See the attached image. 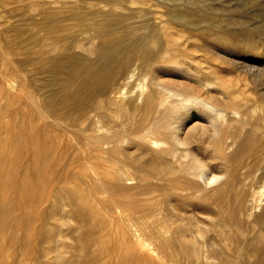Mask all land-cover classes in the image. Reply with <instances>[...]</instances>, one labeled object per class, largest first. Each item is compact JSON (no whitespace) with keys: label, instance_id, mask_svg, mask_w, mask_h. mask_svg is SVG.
Segmentation results:
<instances>
[{"label":"bare ground","instance_id":"1","mask_svg":"<svg viewBox=\"0 0 264 264\" xmlns=\"http://www.w3.org/2000/svg\"><path fill=\"white\" fill-rule=\"evenodd\" d=\"M39 1L31 4L44 18L27 33L18 30L15 41L41 53L35 60L64 77L34 91L21 87V94L34 95L44 122L77 132L70 142L86 166L73 191L98 228L99 249H108L115 234L119 249L159 264H236L243 258V264H261L264 87L239 89L209 60L171 52L184 36L191 48L202 40L228 53H243L258 41L212 25L195 11L196 0L159 1L167 17L151 0ZM210 48L205 56L213 55ZM234 61L251 80L264 74V58ZM168 63L174 70L164 79L159 71ZM13 82L7 79L0 94L11 92ZM242 82L247 85L245 76ZM66 202L61 209L76 215L77 206ZM231 233L236 246L246 242L248 248L229 250Z\"/></svg>","mask_w":264,"mask_h":264},{"label":"rangeland","instance_id":"2","mask_svg":"<svg viewBox=\"0 0 264 264\" xmlns=\"http://www.w3.org/2000/svg\"><path fill=\"white\" fill-rule=\"evenodd\" d=\"M155 1L151 0L156 4L153 5L156 12L167 17L165 6L158 3L161 0ZM31 2L40 4L39 0H0V47L5 54L0 53V74H3L0 75V87L7 86V79L14 81L15 85L11 92L0 94V224H3L0 226V264H159L161 259L134 256L123 247L119 249L120 239L115 234H110V249H99L95 237L98 228L85 213L73 191L86 166L81 150L70 142L73 136H77V132L44 122L33 103L34 95L21 94V87L23 90L29 88L34 91L38 86L49 84L53 77H64L53 67L44 65V59L35 60L41 53L33 50L30 45L22 48L15 41L18 30L27 33L26 30L32 28V22L44 18L41 10L33 9ZM193 6L197 13L209 16L210 23L218 25L227 34L249 35L258 44L245 47L243 53H228L219 47H205L202 40H198L191 48L192 40L184 36V40H179V44L183 45L180 48L174 47L171 52L177 55L182 50V53L193 55L200 62L209 60L218 69L228 73L239 89L250 91V87H264V74L254 76L257 80H251L246 68L234 63V60L243 62L249 58H264V0H196ZM65 44L61 41L60 49ZM208 48L212 56L204 55ZM72 51L79 52L78 49ZM70 57L66 59H72ZM170 67L168 63L159 71L165 73L164 79L172 76L174 69ZM18 68L25 79L17 75ZM149 75L146 74L147 77ZM146 76L141 78L144 80ZM244 76L247 85L242 82ZM56 86L62 88L60 83ZM36 99L41 103L38 96ZM66 200L77 206L76 215L74 211L67 212V206L61 209L67 203ZM222 213L226 214V211ZM104 218L115 226L109 213H105ZM221 218L220 222L224 223L225 217ZM225 242L231 251L239 246L245 247L244 250L248 248L246 242L236 246L234 233ZM244 260L237 259L235 263L243 264Z\"/></svg>","mask_w":264,"mask_h":264}]
</instances>
